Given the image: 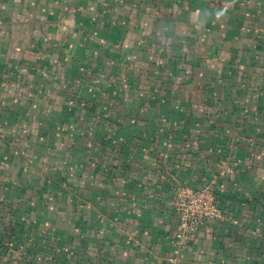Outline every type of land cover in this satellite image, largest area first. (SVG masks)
Wrapping results in <instances>:
<instances>
[{"label":"crops","instance_id":"crops-1","mask_svg":"<svg viewBox=\"0 0 264 264\" xmlns=\"http://www.w3.org/2000/svg\"><path fill=\"white\" fill-rule=\"evenodd\" d=\"M0 264H264V0H0Z\"/></svg>","mask_w":264,"mask_h":264},{"label":"built area","instance_id":"built-area-1","mask_svg":"<svg viewBox=\"0 0 264 264\" xmlns=\"http://www.w3.org/2000/svg\"><path fill=\"white\" fill-rule=\"evenodd\" d=\"M179 231L177 241L186 245L193 232L207 219L223 217L216 191L209 185L199 188L182 187L175 203Z\"/></svg>","mask_w":264,"mask_h":264}]
</instances>
